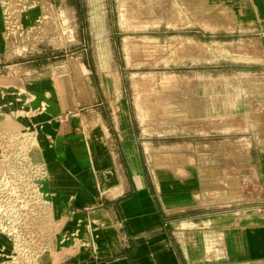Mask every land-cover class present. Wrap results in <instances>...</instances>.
Masks as SVG:
<instances>
[{
    "label": "crops",
    "instance_id": "crops-1",
    "mask_svg": "<svg viewBox=\"0 0 264 264\" xmlns=\"http://www.w3.org/2000/svg\"><path fill=\"white\" fill-rule=\"evenodd\" d=\"M199 1V30L176 26L175 40L221 44L225 64L246 67L248 96L264 99V0ZM209 1L221 18L208 14ZM72 2L77 13L81 0ZM33 3L18 14L22 40L4 38L0 12V187L9 162L31 163L46 211L38 264H264V148L247 156L263 197L242 207H226L236 198L220 186L225 158L213 144H173L144 161L136 139L126 141L125 108L86 106L96 98L89 64L47 51L65 12L58 0ZM238 158L228 160L237 171Z\"/></svg>",
    "mask_w": 264,
    "mask_h": 264
},
{
    "label": "rangeland",
    "instance_id": "rangeland-1",
    "mask_svg": "<svg viewBox=\"0 0 264 264\" xmlns=\"http://www.w3.org/2000/svg\"><path fill=\"white\" fill-rule=\"evenodd\" d=\"M72 1L58 0V8L65 12L56 30V44H49L47 51L54 58L73 56L89 64L96 98L88 99L86 106L102 102L116 111L125 108L126 141L136 139L144 161L153 154L162 155L173 144L182 148L188 142L213 144L218 150L214 153H220V148L225 158L220 186L236 198L226 207L247 206L261 199L263 188L257 173L248 167L247 156L264 148L258 140L264 137L263 97L248 96L246 67L225 64L232 57L227 54L225 58L227 50L221 44L209 43L206 48L195 39L175 40L173 36L174 27L187 23V29L199 30L193 25L199 21L200 1L192 0V17L186 22L184 5L185 1L190 5L189 0H81L77 13ZM207 12L213 20L223 15L212 1ZM17 45L25 52L24 42ZM201 52L219 64L201 63ZM106 73L110 93L103 82ZM237 91L240 97H232ZM249 136L257 139L256 145L248 144ZM231 154L239 157L238 171L228 162ZM30 164L15 158L1 183L0 264H38L46 211L38 178L28 171Z\"/></svg>",
    "mask_w": 264,
    "mask_h": 264
},
{
    "label": "built area",
    "instance_id": "built-area-1",
    "mask_svg": "<svg viewBox=\"0 0 264 264\" xmlns=\"http://www.w3.org/2000/svg\"><path fill=\"white\" fill-rule=\"evenodd\" d=\"M33 4V0H29L28 2H22L21 0H0V12L5 39H12L13 41L22 40L25 30L19 22L18 14Z\"/></svg>",
    "mask_w": 264,
    "mask_h": 264
},
{
    "label": "bare ground",
    "instance_id": "bare-ground-1",
    "mask_svg": "<svg viewBox=\"0 0 264 264\" xmlns=\"http://www.w3.org/2000/svg\"><path fill=\"white\" fill-rule=\"evenodd\" d=\"M95 0H89V2H94ZM109 75L108 73L104 74L103 76V82H104V86H105V89L107 90L108 93L111 92V84H110V80H109ZM142 103V102H141ZM121 125H122V128L124 129L125 131V135L126 136H129L128 132H127V122L126 120H122L121 121ZM91 134H92V131H91Z\"/></svg>",
    "mask_w": 264,
    "mask_h": 264
}]
</instances>
